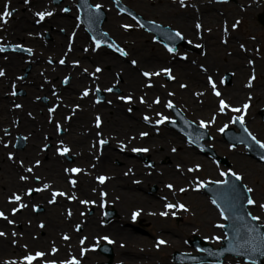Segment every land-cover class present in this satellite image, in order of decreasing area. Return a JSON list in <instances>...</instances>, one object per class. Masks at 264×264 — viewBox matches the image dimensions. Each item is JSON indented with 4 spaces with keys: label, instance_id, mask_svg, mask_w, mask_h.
I'll list each match as a JSON object with an SVG mask.
<instances>
[{
    "label": "rangeland",
    "instance_id": "obj_1",
    "mask_svg": "<svg viewBox=\"0 0 264 264\" xmlns=\"http://www.w3.org/2000/svg\"><path fill=\"white\" fill-rule=\"evenodd\" d=\"M20 1L22 3L21 9L15 7L12 0H0V13L5 11V6H7L8 11L12 12V15L7 17L6 21L0 19V24L8 21L9 24H14V28L12 27L14 31L20 32L18 28H22L23 24L20 25L19 23H23L24 15L31 13L28 16L31 24L37 26V30L33 32L27 29L25 32L33 34V39L38 42L17 39L18 37L15 38L16 40L0 42V47L4 49L0 51V69L4 70L5 64L10 61L9 56L19 55L18 58H14L13 62V76L16 81L9 82L7 91L3 93L0 85L1 129H6L0 143L3 147L0 154V165L2 166L0 180L3 179V185L15 180L21 184L10 189V191L7 186H0V194L5 198V203L0 202V212H3L7 217V219L0 217V232L6 234L0 236V239L7 238L9 244L13 245L14 248L11 251L0 253V264H27L24 257L30 254L34 255L36 252H42L44 255L34 259L31 264H52V262L54 264H67L71 260L78 261V264L107 262L108 258L97 250L99 244L107 243L105 237L115 240L112 243L114 258L111 264H118L120 259L122 260L123 257L119 253V247L121 246H124V250L128 251L132 250L133 247L135 248L130 253H132L133 258L141 261L133 264H184L173 261V254L175 251L200 253L189 243L194 235H199L202 239L207 240L215 249L219 248L222 246V241L227 237L223 227L226 224L224 219L219 226L213 225L212 221V225L200 222L199 206L192 205L193 200L187 203V211H174V209L165 207L166 202H170V199H166L164 195V191L168 190L166 185L174 182L167 177L166 172L168 169L172 170L174 168L173 163L176 166L183 165L182 167L185 169L189 167L187 165L191 164L192 161L184 158L185 152L183 153L185 150L187 152L188 149L194 150L201 158H205L211 164V167H207L205 161L200 160L198 169L194 170L195 174L192 172L195 175L194 177L198 178V182H194L195 187L197 184L199 185V191L196 189L194 191L205 201L206 206L217 209L207 191L202 187L203 183L209 184L213 180L225 181L228 170H231L241 177L247 188L253 190L250 194L255 204L249 207V211L252 216L260 217L258 221L264 225V208L259 207L264 204V172H262L263 174L257 171L253 172L250 162L262 166H264V163L248 154L245 146L238 145L234 147L227 144L220 131L221 128L234 127L232 123L234 118H239L245 121L244 125L249 132L264 144V121L259 115V110L264 108V76L260 67H257L259 64L264 65V27L257 19L258 14L264 10V0H205V3L200 6H198L197 0H184L183 5H181L180 0H123V3H126L144 17L180 30L186 40L189 41L182 51L168 53V50L156 40L153 34L147 33L127 17L119 18L114 11L111 13L113 15L110 16L112 22L110 21V24L107 21L105 22V30L127 53L124 56H120L118 53L117 55L116 52L113 53L106 47L96 46L86 27L78 19L77 0H64L58 4H55L53 0H44L43 4L47 2L45 7L51 8L52 13H54L53 18H65V15L70 13L69 16L73 22L72 25L55 28L54 32L45 26L48 23L47 21H45V24L42 23L43 25H37L42 21H39L36 13L50 11L33 6L34 0H29L28 3H25V0ZM103 2L106 3L105 0ZM64 9H68V11H64ZM205 14L209 16L207 23L203 20ZM180 16L188 19L192 33L186 31L185 26L181 25ZM197 24L201 25L199 29L196 27ZM125 25L133 28L126 30ZM44 27L45 30H43ZM216 30L219 33H224L225 36L222 37L223 39L218 37L219 41L214 42L217 47H210L212 43L210 37L215 34ZM56 33L63 37L62 49H57L54 46L57 45L58 39L57 35L55 36ZM78 33L82 34V38L78 50L74 53L72 51L76 47H70L69 45ZM230 34L236 37L238 48L241 45L247 47L248 55L245 58L249 56L255 66L250 70L246 68L244 77H240V80L247 85L246 90L252 89L254 92V95L249 98H246V95L243 97L235 96L232 99L227 96V94H231L238 83L237 80H239L237 66L226 65L227 60L232 61L236 57L232 54L233 47L228 44L230 40L227 36ZM250 34H253V36L251 37ZM50 47L54 48V51ZM211 48L212 50L219 49L220 53L214 55L213 61L217 62L209 63L208 69L206 66L208 62L205 60L211 59L209 57ZM27 49H31V52H28ZM63 49L69 52L68 55L64 57L56 56L55 50L62 53ZM103 56L110 57L111 60L109 58L103 60ZM139 56H143V60L148 58L152 60L151 57L158 56L159 60L156 59V62L160 67H172L170 70L172 80H168L167 76L169 74L166 73L161 74L160 77L151 75V79L145 77L143 72L154 73V69L157 67L142 65ZM180 56L187 58L188 62L183 63L194 69L192 80L185 79L188 77L182 76L180 70L175 67L173 62H179L177 58ZM61 60L64 61L63 64L60 63ZM133 61L136 63L134 64ZM68 64L74 66L76 72L80 73L81 69L85 70L86 73L83 70L84 80L82 82L73 79L71 73L62 71V67ZM109 67L112 71L122 73L127 68H137L143 78L142 80L146 83L151 82L147 84V87L150 89L152 87L158 88L159 85L162 90L158 94L155 91L150 92V94L145 91L140 95L135 89L120 85L122 78L119 72H115V74L110 72L111 75H107ZM97 68L101 70L97 72ZM208 70H213V74H209ZM250 72L256 74L255 80H252L250 76L248 77ZM199 73L203 75V84H199L198 78L201 77ZM228 73H231L233 77L230 84H227L226 81ZM209 77L215 80L216 87L221 86L223 96L212 98V87L207 85ZM115 80L120 83H116ZM74 81H76V85L69 90L72 97L67 99L64 95L65 90H68ZM180 81H186L193 85L187 96L180 94L182 92L179 86ZM250 81L251 86H249ZM109 89L111 90L109 91ZM98 91L104 93L103 100L98 98ZM85 92L88 94L84 95ZM121 97H131V100H122ZM141 98H143V102H141ZM220 99H225L228 102L229 108H225L223 112L219 110ZM156 100H159V103H156ZM169 101L182 110L186 117L195 124L201 126V121L207 124V127L203 128L211 136V140L207 142L208 145L214 148L218 153L217 155L228 159L229 164H231L230 169L216 162L215 159L201 154L200 149L189 143L185 136L168 126L169 121L175 120L172 110L167 107ZM245 104L248 105L247 108H244ZM16 105H20V107H16ZM237 108H241L242 112L239 111L236 114L233 109ZM113 109H116L115 113L112 111ZM152 109L155 114H158V119L152 120L149 118V110ZM106 113H108V116L110 115L109 117L113 116L111 119L109 118V123H112V128H115V132L120 138L129 137L132 133L127 128V122L130 123L131 119L137 118L145 121L143 130L147 131V128L150 127L153 130V134L147 136L148 140H158L160 149L168 153L169 157L171 156L170 159L163 157L158 160L154 158L152 151H133V149H142L137 148V146L130 148V151L127 146L123 145L124 140L120 141L119 144H112L111 140L107 139L106 129H103L106 123ZM43 114L49 124L54 122L55 119H63V122L70 125L76 115L80 116L79 120L82 119L83 124H88L91 129L95 130L87 145L92 150L94 149L90 152V156L85 155L87 159L84 161L76 156L77 154L74 151L76 146L73 147L72 142L68 139L65 140L68 131L64 129L57 130L58 135H56V138L54 135H48L45 138L43 131L49 124L46 122V124L40 123L34 119L38 116L41 118V116H44ZM81 115H84V117L82 118ZM145 116L149 118L151 124L144 119ZM97 117L100 119L99 127H97ZM165 117L166 119H164ZM116 120L118 122L117 126L114 125ZM161 120H163L162 123H157ZM24 122L27 124L32 122L31 129H19L18 131L16 126ZM70 127L72 128L71 125ZM78 133L81 132L78 131ZM34 134L40 137L37 150L41 149L43 153L37 160L34 159L36 157L32 152V154L30 152L25 153ZM101 141L105 143L101 144ZM83 144L79 145V148L83 147ZM64 148H68L69 151L61 154ZM174 148L176 151H173ZM105 150L110 151L107 161L115 169L110 166L108 168L97 167V165L89 167L90 164L97 163L102 159ZM10 154L11 159H9ZM115 154L126 155L127 159L136 160L137 164L143 169L141 173L140 171L137 172L142 174V178L132 171L125 160L123 161ZM51 155H53L51 163L57 160L60 163V168H64L67 174V178L63 183L62 181H54L50 177L54 171L53 165L48 163L51 161ZM3 162L11 166L12 171L9 168L4 169L6 166L3 165ZM158 167L164 169L163 176L157 172ZM28 169H31V171H28ZM72 169H80V171L73 172ZM221 173H225V175H221ZM116 175L119 178V183H125V187L127 184L133 186L136 190L142 187L143 189L140 192L143 195H159L160 204L158 207L141 204V202L131 204L125 202L121 193L118 195V192L113 191L110 185H105L111 178L114 177L115 179ZM156 175H160L161 180L154 181L151 179ZM22 176L26 179L22 180ZM101 176L106 178L103 183L99 180ZM168 176H170V172ZM73 181L75 183H72ZM90 182L93 185L100 186L99 189L94 191V188L89 185ZM110 182L113 184V180ZM125 187H122V189H126ZM29 190H31L30 193ZM59 193H63V195ZM15 195H19L21 199L16 201L14 199ZM59 201H65V203L60 205L58 204ZM21 205L25 206L21 207ZM53 205L57 207L54 213L52 209L48 208ZM14 208L17 209L15 213H13ZM107 209H113L116 212L109 221L105 216ZM161 212H167L168 215L162 216L160 215ZM133 213H138L135 219H133ZM56 214L61 218L65 217L72 229L71 231L75 234L78 233L75 244H70L63 238L65 235L69 237L68 233L70 231L68 230L70 228L67 229L68 227L62 224L63 220L55 217ZM121 216L126 219L124 221L126 228L131 232H135L138 239L143 240L139 246L136 241H133L132 244L128 242L126 244L125 241L117 243L113 233L107 229L113 223H116V225L123 223L122 221L117 222ZM53 217H55L56 222L51 225L50 220ZM9 220L13 223H9ZM89 220L95 221L102 230L97 233L94 230L91 237H89V234H84V226L87 225L86 223ZM51 227H54V229L47 234ZM166 230L176 232L178 243L163 244L156 250L157 240L167 237ZM55 240H62L66 243L55 242ZM35 241L37 243L32 244ZM140 246L149 247L151 252L140 250ZM53 248L56 249L55 252L52 251ZM209 264L254 263L230 255L224 258L222 263L213 262Z\"/></svg>",
    "mask_w": 264,
    "mask_h": 264
},
{
    "label": "bare ground",
    "instance_id": "obj_2",
    "mask_svg": "<svg viewBox=\"0 0 264 264\" xmlns=\"http://www.w3.org/2000/svg\"><path fill=\"white\" fill-rule=\"evenodd\" d=\"M14 2L13 5H15V7L21 9L20 7H22V3L20 0H12ZM201 1V0H198V2ZM44 0H41V1H36L34 0V4L33 6H37L38 8H42L41 10H48L50 12L51 11V8H47L45 7V5L47 4H43ZM31 8V6H30ZM31 12V11H30ZM31 13L27 14V15H24V18H23V23H19L20 25H22V28H18L20 29V32H17V31H14V24L13 23H8V21L5 23L3 22L4 24H0V42L1 41H12L14 40L16 37H18L17 39H23V40H26V41H29V42H38L37 40L33 39V34H28L26 33L25 31L27 29H30L32 30L33 32H35L37 30L36 26L32 25L31 24V21H30V18L28 15H30ZM54 14V13H53ZM51 15V16H47L48 18L47 19V24H45V26L49 27L50 30L52 32L55 31V28L58 29L60 28V26H63L65 27L66 25H72L73 22H72V19L70 18V13L69 15H65L66 17L65 18H53L52 16H55V15ZM106 14V13H105ZM92 15V14H91ZM111 14L107 11V23L110 24V21H111V18H110ZM97 17H101V15H94L92 18H91V25L93 23H95V21H97ZM187 17V15H186ZM52 18V19H51ZM180 22H181V25L186 29V31L188 32H191L192 33V29L189 28V24H188V19L182 16H180ZM204 21H206V23L208 22L209 20V16H206L205 14V18L203 19ZM2 21V20H1ZM112 22V21H111ZM185 23V24H184ZM17 25V24H16ZM13 27V28H12ZM46 28L44 27L43 30H45ZM32 32V33H33ZM57 35V36H56ZM82 34L81 33H78L76 38L74 39V41H71L70 43V47L74 46L76 47V49L72 52H76L78 49V46H79V42L82 38L81 36ZM56 37H58L57 39V45H54L56 46L57 49L61 48L62 49V41H63V37L62 35H58L57 33L55 34ZM225 36L224 33H219L217 32V30L215 31V34L213 36H211L210 38V42L211 45L210 47L212 46H216L214 42L216 41H219V39H223L222 37ZM250 36L252 37L253 34H250ZM219 37V39H217ZM229 38V45L230 47H233V53L236 57H234L232 59V61H228L227 59V64L226 65H232V66H237V70H238V76H239V80L236 87L232 90L231 94H227V96L232 99L234 98L235 96H239V97H243L246 95V98L248 97H252L254 95V92L252 91V89H249V90H246V83H243L242 80H240V77H244L245 75V69L246 68H250L249 66V63L251 62V58L248 56V58H245L247 57L248 55V49L247 47H240L238 48V46L236 45L237 44V39L236 37H233L231 34L227 36ZM16 40V39H15ZM213 40V41H212ZM52 46V45H51ZM52 46V47H54ZM50 47L53 51H54V48ZM217 47V46H216ZM211 54H210V58L211 59H206L205 61L208 62V64H206V66L208 67L209 63L213 64L214 62L216 63L217 61H213L214 59V55L216 56V53L219 52V49H213L211 48ZM52 52V51H51ZM68 51L64 50L63 49V52L62 53H58L57 50H55V54L56 56H59V57H64V56H67L68 55ZM220 53V52H219ZM54 54V53H53ZM19 55H11L9 56L10 58V61H7V63L5 64L4 66V72H5V75L3 77H0V85H1V88L3 91H1L2 93L3 92H6L7 91V86L9 84V82H15L16 81V78L13 76V70H14V67H13V62H14V58H18ZM143 56H139V59L141 60V64H145V65H152L150 67H157L156 69H154V72L155 73H161L162 74V69H171L167 66H159V64H157L158 62H156V59H158V56H155L154 57H151L153 58L152 60L151 59H146V60H143L142 59ZM111 60L110 57H107V56H103L102 59L105 60V59H108ZM207 58V56H206ZM100 60V59H99ZM212 60V61H211ZM1 62V61H0ZM108 62V61H107ZM175 63V67L180 70V73L182 74V76L184 77H188V78H185V79H191L192 80V76H193V72H194V69H192V67H190L189 65L187 66L185 63H181V61L179 62H173ZM187 63V62H186ZM136 66V65H135ZM210 66V65H209ZM258 66V65H257ZM74 66H70L69 64L62 67V71H66L68 73H71L73 75V79H75L76 81H79V82H82V80H84V75H83V70L84 69H81L80 70V73L79 72H76L75 69L73 68ZM138 67V66H136ZM259 67L260 69L262 70V75L264 76V65L263 64H259ZM73 68V69H72ZM111 67H109V70H107V75H111L110 72H112V74L115 72H119L121 78H122V83L118 82L117 80L116 83H120V85L122 87H128V88H131V89H135V91H137L140 95L143 94L145 91L148 92L150 94V92H156V94H158L159 91L162 90V88H160V86L158 85V88L156 87H152L151 89L149 87H147L148 85L147 84H150V83H146L144 80H142L143 78L141 77V75L139 74V71L137 68L135 69H132V68H127L125 70V72H120V71H115V70H111L110 69ZM122 68V67H121ZM72 69V70H71ZM159 69V70H158ZM209 69V67H208ZM70 71V72H69ZM85 72V70H84ZM209 74H213V70H208L207 71ZM86 73V72H85ZM164 73V72H163ZM196 73V72H195ZM75 74V75H74ZM79 74V76H78ZM251 74L249 73L248 77L250 76ZM199 76H201L200 78H198V80L200 81L199 84H203L204 81H203V78H202V74L199 73ZM153 77H155V75H153ZM247 77V75H246ZM247 79V78H246ZM76 81H74L73 85L70 86V88L68 90H65V96L67 97V99L71 98L72 97V94H70L71 92H69L70 89H72L75 85H76ZM102 81V79H101ZM99 81V82H101ZM120 81V80H119ZM18 83V82H17ZM181 85H185V87H181ZM207 85L211 86L212 85L208 82ZM179 86L182 90V92L180 93L181 95L183 96H187L188 93L190 92V89H192L193 85H191L190 83L186 82V81H180L179 83ZM155 88V89H154ZM148 90V91H147ZM222 88L221 86H217L215 91H219L221 93L220 96H216L215 95V92L214 90L212 91V98H219L221 96H223V92H222ZM233 93V94H232ZM235 93V95H234ZM4 95V94H3ZM238 97V98H239ZM157 101V100H156ZM157 103V102H156ZM159 103V102H158ZM229 108V107H227ZM239 110H241V108H237ZM111 111V110H110ZM112 111H114V113L116 112V109H113ZM150 113H149V118H151L152 120H155V118L158 119V114H155L154 110H149ZM238 112V111H236ZM112 113V114H114ZM44 115V114H43ZM85 115V114H84ZM84 115H81V117L83 118ZM110 116V115H109ZM108 116V113L105 114V124H104V128L103 129H106L105 133H108L107 134V139L111 140L112 144L116 145V144H119L120 141H123V145L127 146L130 151L131 149L130 148H134V146H137V148H142V149H148V151H152L153 153V156L154 158L160 160L162 159L163 157H167L168 159H170L168 153H166L165 151H162L160 149V142L158 140H148V137L149 135L153 134L152 133V127L150 128H147V131H144L143 127L145 126V121L143 120H140V119H137V118H133L131 119L129 122L131 123H128L127 122V128H129V132H132L130 133V136L129 137H124V138H120V136L117 135V133L115 132V128H112L113 125L112 123H109V118L111 119L112 117H109ZM79 117L78 115H76L73 119V122L70 123V125L72 126V128L70 127L69 123H65L63 122V119H55L53 120L54 122H51V124H49L47 122V119H46V116H41V118H34L37 122H40V123H48L49 125H47V127H45L44 129V134H45V138L48 136V135H54V137L56 138V135H58L56 132L57 130L59 129H64L65 131H68V135L67 137L65 136V140H69L70 142H72V146L75 147V152H76V156L79 157L80 159H82V161L86 160L87 159V156L85 155H89L90 152L94 151V149L92 150L91 147H88V142L89 140L91 139L92 135H93V132L95 131L94 129H91V127L88 125V124H83L82 123V119L79 120ZM57 118V116H56ZM156 119V120H157ZM123 120L125 121V118L123 117ZM34 121V120H33ZM80 121V123L78 124V122ZM149 124L150 121L147 120ZM45 123V124H46ZM82 123V124H81ZM68 124V126H67ZM32 125V122L30 123H22L20 125H17L16 126V129L19 131V129L21 130H25L26 128L27 129H31ZM59 125V127H58ZM114 125L117 126L118 125V122L117 120L114 122ZM1 126H2V122L0 121V143H1V139H2V136L4 135L3 133L6 132V129H1ZM8 128V127H7ZM125 129V128H123ZM142 129V130H141ZM78 131H80L81 133L79 134ZM104 131V130H103ZM9 132V131H8ZM141 133H147L146 136H141ZM39 136L34 134V136H32V138L30 139V142L28 143L29 147L26 149L25 153H29L32 154L36 157L34 159L37 160V158H40L43 153L41 151V149L37 150V143L39 142ZM41 141H43V139H41ZM45 141H47L45 139ZM44 141V142H45ZM139 142L140 146L139 145ZM148 142V143H147ZM80 143V144H79ZM83 144V147H80L79 148V145H82ZM3 147L0 145V154H1V151H2ZM53 149V147H52ZM32 152V153H31ZM110 151L108 150H105V153L104 155L102 156V159L100 161H98L97 163H92L89 165V167H95L97 165V167H104V168H108L110 166L109 162L107 161L108 159V153ZM185 152V153H184ZM184 153V158H186L187 160H191V164L187 165L189 167H187V169H185L184 167L182 166H176L174 163H173V167L172 170H167V177L168 178H171L172 183H168L166 186L168 188L167 191H164V195L166 196V199H170V202H166L167 204H174V205H179V204H184L185 206H187V203H189L190 200H193V203L192 205L194 206H199V213H200V217H199V220L200 222H203V223H210L211 224V221L213 222V225L215 226H219L222 224V221H223V218H222V213L219 211V210H215L214 207H211V206H206V203L205 201L200 197V195L197 194V192L194 191V189H196L197 191H199V185L197 184L196 187H195V184L194 182L197 181L198 182V178L197 177H194L195 175V172L194 170L195 169H198V162L200 160H203L205 161V164L206 166L208 167H211V164L205 160V158H201L198 153H196L194 150L192 149H188L187 152L186 150L183 151ZM52 154V152H51ZM90 156V155H89ZM115 156H118L119 158H121L123 161L125 160V163H127L128 165H130L132 171L137 175L140 171V173L143 171V169H141V167L137 164V161L136 160H131V159H127L126 158V155L125 156H120V154H115ZM52 159H53V155H51V161L48 162L49 164H52L53 167H54V171L51 173L50 177L52 180L56 181L57 182H61L63 183L64 180H66L67 178V174L64 170V168H60V163L56 160L55 162L51 163L52 162ZM0 160H1V155H0ZM35 161V160H34ZM4 163V162H3ZM251 163V167L253 169V172L257 171V172H260L261 174H263L262 172H264V166H262L261 164H258V163H255V162H250ZM1 164V162H0ZM5 165L6 168H9L11 169L12 171V168L11 166H8V164H3ZM112 169H115L114 167L110 166ZM2 166L0 165V170ZM189 169H192V171H189ZM132 172V173H133ZM157 172L163 176V172H164V169L161 168V167H158V170ZM170 172V176H168V173ZM191 172V173H190ZM192 172H194L192 174ZM213 172V171H211ZM144 174V173H143ZM160 175H156L154 176L153 179L154 181L155 180H161V176ZM142 174H139L138 177L142 178L141 177ZM118 176L116 175V178L114 179L111 178V180H113V184L108 181L105 183V185L107 186H111L113 191H117L118 192V195L119 193L122 194V197L124 198V201L128 204H131L133 202H138L141 204H146L148 206H152V207H158V205L160 204V199H158L160 196L159 195H153V196H147V195H143L141 194L140 190L143 189L142 187L139 188L138 190H136L133 186H130V185H126L125 187V183H119V178H117ZM2 180H0V186H7L8 190L10 191V189H13L14 187H16L17 185H21L19 184L18 181H12L11 183H8L7 185H3L2 184ZM135 181V180H134ZM21 182V181H20ZM141 182V181H139ZM23 183V182H21ZM140 184V183H139ZM89 185L94 188V191L99 189L100 186H97V185H93V183L91 184V182L89 183ZM168 185H172L173 187L172 188H169ZM122 187H125L126 189H122ZM185 189V191L181 192L180 189ZM110 189V188H109ZM163 198V197H162ZM5 201V198L4 196H2L0 194V202H4ZM68 202V201H67ZM5 203V202H4ZM65 201H59L58 204L62 205L64 204ZM50 210L52 209L53 213L57 210L56 206H52V207H48ZM60 208V207H59ZM195 208V207H194ZM174 209V211H183L184 209H181L179 207H175V208H172ZM185 211V210H184ZM57 215V214H56ZM195 215V214H193ZM56 218L58 219H61L63 220L62 224L64 226H67L69 229L70 226H69V223L65 220V217L61 218L59 215L55 216ZM55 217H53V219L50 220V224L53 225V223L56 222V219ZM59 221V220H58ZM123 222V223H120V225H116V223H113L111 224L110 226L107 227V229L109 231H111V233H113V237L116 239V242H120V241H125L126 244H132L133 241H136L138 246L142 243V239H138V236L135 234V232H131L129 229L126 228V224L124 221H126L125 217H120L119 220L117 222ZM61 224V223H60ZM60 224H58L60 226ZM61 224V225H62ZM87 225L84 226V229H85V233L84 234H89V237L93 236V231L95 233L99 232V231H102L100 230V225H98L95 221L93 220H89L87 223ZM212 225V224H211ZM63 226V227H64ZM209 226V225H208ZM100 227V228H99ZM98 228V229H96ZM54 229V227H51L49 228L47 234ZM72 229L70 228L68 231H70L68 233L69 235V239L66 240V242H69L70 244H75V242L77 241V237H78V233L75 234V232L71 231ZM215 230V229H214ZM167 232V237L166 238H162V240H164L166 243L165 244H170V243H174V244H177L178 242L176 241V232L175 231H171V230H166ZM162 233H165V232H162ZM45 236V235H44ZM46 238V236H45ZM119 238H123V239H119ZM112 239V238H111ZM114 240V239H113ZM159 240H157V243H158ZM55 242H60V243H66L65 241H62V240H55ZM128 242V243H127ZM37 241L35 242H32V244H36ZM67 243V244H69ZM157 243L155 244V249H159V247H157ZM66 244V245H67ZM124 246H121L119 247V253L121 254V256L123 257L122 260L120 259L119 263L118 264H133L134 262H139V260H137L136 258H133L132 257V253H130L132 250H134L135 248L133 247H130L132 248V250L130 249L129 251L128 250H124L123 248ZM13 245L9 244V240L7 238H1L0 239V253H5L6 251H11L13 250ZM140 250L144 251V252H151V249L148 247V248H145V247H139ZM116 250V249H115ZM118 250V249H117ZM136 251V250H135ZM153 251V250H152Z\"/></svg>",
    "mask_w": 264,
    "mask_h": 264
},
{
    "label": "water",
    "instance_id": "obj_3",
    "mask_svg": "<svg viewBox=\"0 0 264 264\" xmlns=\"http://www.w3.org/2000/svg\"><path fill=\"white\" fill-rule=\"evenodd\" d=\"M83 14L86 21H88L85 11ZM259 17L260 21L264 24V14ZM102 21L103 19L98 21L97 28L100 27ZM176 45L177 42L174 43V46ZM182 118L183 116L181 115L180 119L182 120ZM182 131L185 132L183 128ZM242 133L245 134V132ZM201 141L202 139H200L198 143L200 144ZM242 142L248 143L250 150L255 152L254 145L251 141L248 142V140H243ZM216 186L218 185H211L212 195L216 198L229 221V225L226 229L230 237H228V240L224 241L226 247L221 248L220 251L216 252V254L212 253V247L206 243L204 247H201L199 237L194 238L195 240L192 241V244L201 250L206 251L207 255L199 257L189 255V258H191L193 262H211V260L222 261L226 255L233 254L237 257H243L247 260L253 261L254 263L257 262L258 264H261L264 259V255H262L260 251H253L252 245H246L244 243L245 239L251 240L253 237L258 239L260 236H264V226H255V220H252V217L249 216L247 212L246 208L249 205L247 201L250 198L249 195H247L248 192L240 185L238 180L232 177H230L229 182L221 185L224 186V188L215 189ZM249 227L255 228L256 231L249 234ZM176 255L179 256L181 254L177 253Z\"/></svg>",
    "mask_w": 264,
    "mask_h": 264
},
{
    "label": "snow or ice",
    "instance_id": "obj_4",
    "mask_svg": "<svg viewBox=\"0 0 264 264\" xmlns=\"http://www.w3.org/2000/svg\"><path fill=\"white\" fill-rule=\"evenodd\" d=\"M28 2H29V0H25V3H28ZM180 3H181V5H183L184 0H180ZM100 7H101V6H100L99 4L96 5V8H97V9H99ZM64 11H68V9H64ZM52 14H53L52 12H45V11H40V12H37V13H36V15L39 17V21H43V20L45 19L46 16H51ZM11 15H12V12H11V11H8V10H7V6H5V11H4L3 13H0V19L6 21V18L9 17V16H11ZM39 21H38V22H39ZM124 27L127 28V27H129V26H128V25H125ZM196 27L199 29V28L201 27V25H200V24H197ZM234 27H235V25H234ZM180 35H181L180 32H176V36L179 37ZM96 46H97V47L100 46V42H99L98 40L96 41ZM17 47H19V46H17ZM197 47H199V45H197ZM241 47H243V45H241ZM3 50H4V49H3L2 47H0V51H3ZM27 51H28V52H31V49H27ZM168 51H169V52H173L174 49H173V48H168ZM121 54H122V55H127V53H126V52H123V51H121ZM60 63L63 64L64 61L61 60ZM133 63L135 64L136 62L133 61ZM100 70H101V69H99V68L96 69L97 72H99ZM162 71H163L164 73H166V74H169V78H170V79L173 78V77H171V75H170V69H162ZM4 75H5L4 70H3V69H0V77H3ZM143 75H144L145 77H149V76H151V75H159V73H149V72H144ZM252 79H254V77H252ZM66 80H67V78H66ZM208 80H209V83L212 85V88H213V90H214V92H215V95H216V96H220L221 93H220L219 91H215V89H216V84L212 81V78L209 77ZM249 86H251V81L249 82ZM181 87H185V85H181ZM110 90H111V89H109V91H110ZM87 94H88L87 92L84 93V95H87ZM121 99H122V100L130 101V100H131V97H127V98H125V97H121ZM141 102H143V98H141ZM156 102L158 103L159 100H157ZM227 106H228V105L226 104V102H225L224 100L221 99V100L219 101V110H220L221 112H223L224 109H225ZM16 107H20V105H16ZM167 107H168V108H172V107H173V104H172L171 101L168 102ZM247 107H248V105L245 104V105H244V108H247ZM129 110L131 111V109H129ZM50 111H51V109H50ZM233 111H240V110H239V109H233ZM144 119L147 121L149 118H148L147 116H145ZM164 119H166V117H165ZM162 122H163V120L158 121L157 123H162ZM241 123H243L242 120H241ZM99 126H100V119H99V117H97V127H99ZM201 126H202V127H207V124H206L204 121H201ZM58 127H59V125H58ZM220 131L223 132L224 129L221 128ZM146 135H147V133H141V136H146ZM255 139H256V138L253 136V140H255ZM100 143L103 144V143H105V142H104V141H101ZM256 143H257V144H260L261 147H264V144H261L260 141L257 140ZM58 151H59V150H58ZM68 151H69L68 148H64V149L62 150V153H61V154H63V153H67ZM133 151H135V152H141V151H143V152H147L148 149H133ZM173 151H176V149L174 148ZM11 158H12V157H11V154H10V155H9V159H11ZM28 171H31V169H28ZM71 171H73V172H79L80 169H72ZM189 171H192V169H189ZM221 175H225V173H221ZM232 175L236 176V179H237V180L241 179V177L238 176L236 173H232ZM21 179H22V180H23V179H26V177H23V176H22ZM105 179H106V178L103 177V176L99 177V180H100L101 183H103ZM72 183H75V181H73ZM222 183H225V184H226L227 181H223ZM201 186H202V185H201ZM45 187H47V185H45ZM168 187H169V188H172L173 186H172V185H168ZM233 190H234V189H233ZM180 191L183 192V191H185V189L182 188V189H180ZM247 191H248V192H252L253 190H252L251 188H248ZM30 192H31V190H29V193H30ZM59 194H60V195H63V193H59ZM14 199H15L16 201H19V200L21 199V197H20L19 195H15V196H14ZM247 202H248L249 205H254V204H255V201H254L253 199H251V198H249ZM212 203H213V204H216V201L213 200ZM24 206H25V205H21V207H24ZM165 207L168 208V209H172V208H175V207H179V208H181V209H184L185 211L188 210L184 204H179V205L166 204ZM259 207H260V208H264V204H261ZM16 211H17V209L14 208V209H13V213H15ZM70 214H71V213L69 212V215H70ZM137 215H138V213H133V219H135ZM160 215H162V216H167L168 213H167V212H161ZM0 217H2V218H4V219H7V217L5 216V214H4L3 212H0ZM259 219H260V217H258V216H252V220H257V221H258ZM8 222H9V223H13V221H10V220H9ZM41 227H43V225H41ZM255 231H256L255 228H251V227L248 228V233H249V234L254 233ZM4 235H6L4 232H0V236H4ZM13 235H15V233H13ZM63 238H64L65 240L69 239V237H68L67 235H65ZM105 239H107V237H105ZM81 243H83V241H81ZM165 243H166V242H165L164 240L161 239V240L158 241V243H157V247H159L160 245H163V244H165ZM244 243H245L246 245H252V250H253V251H260L261 254L264 255V236H260L258 239H257L256 237H253L251 240L245 239ZM52 251L55 252L56 249L53 248ZM43 255H44V253H42V252H36L34 255H31V254H30V255L25 256V257H24V260L27 262V264H31V262H32L34 259H36L37 257H42ZM52 264H54V262H52ZM67 264H78V261L71 260V261H68Z\"/></svg>",
    "mask_w": 264,
    "mask_h": 264
}]
</instances>
